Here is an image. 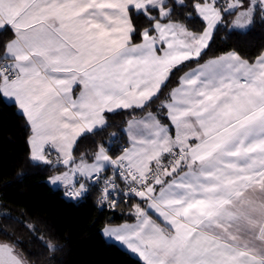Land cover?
Masks as SVG:
<instances>
[{
  "label": "crops",
  "instance_id": "0c3cea01",
  "mask_svg": "<svg viewBox=\"0 0 264 264\" xmlns=\"http://www.w3.org/2000/svg\"><path fill=\"white\" fill-rule=\"evenodd\" d=\"M167 1L0 0V30L15 33L6 49L14 76L4 78L1 92L29 119L35 162L72 158L77 165L76 141L104 126L106 112L146 104L170 69L207 47L220 21L208 2L197 5L207 22L203 33L158 21L155 34L146 30L132 43L130 11L158 8L166 17ZM164 107L169 123L146 113L162 127L153 144L147 138L155 145L147 157L128 155L140 140L129 135L132 118L125 128L130 144L117 159L145 173L170 151L184 156L148 186L136 218L105 226L104 237L144 264L258 261L264 254L253 251L264 248V53L248 62L227 52L186 70ZM89 173L49 182L67 186ZM110 227L118 229V240L107 237Z\"/></svg>",
  "mask_w": 264,
  "mask_h": 264
},
{
  "label": "trees",
  "instance_id": "16d2710c",
  "mask_svg": "<svg viewBox=\"0 0 264 264\" xmlns=\"http://www.w3.org/2000/svg\"><path fill=\"white\" fill-rule=\"evenodd\" d=\"M228 1L168 0L164 5L170 9L166 17H161L158 8L130 11L134 44L143 39L146 30L155 34L158 21L180 23L193 33L204 32L207 22L198 13V4L214 3L220 21L207 47L198 56L170 69L167 81L154 98L139 107L106 112L104 126L81 136L73 148L75 161H93L100 148L118 157L130 144L125 128L132 118L152 111L161 122L169 123L164 103L186 70L227 52H234L248 62L264 53V7L258 0L254 6L243 0L244 6L228 10ZM14 36L10 27L0 30V241L14 247L26 264H144L119 244L107 240L102 229L134 220L137 216L134 206L144 205L146 198L137 195L120 199L115 206L101 205L95 184L90 186L85 200L77 204L64 196L66 186L56 187L49 182V178L67 167L33 160L29 119L17 104L6 101L1 92L6 76L1 67L3 63L9 65L6 49ZM9 69L12 70L10 65ZM110 169L109 163L103 170L104 177L110 174Z\"/></svg>",
  "mask_w": 264,
  "mask_h": 264
},
{
  "label": "built area",
  "instance_id": "2783aa9c",
  "mask_svg": "<svg viewBox=\"0 0 264 264\" xmlns=\"http://www.w3.org/2000/svg\"><path fill=\"white\" fill-rule=\"evenodd\" d=\"M1 69L8 76H14L7 63H3ZM183 155L184 150L171 151L164 159L155 163L146 175L129 170L122 163L112 161L109 175L104 177L103 172H98L91 177L87 176L82 182L84 184L78 181V183L66 187L64 196L77 204L82 203L90 190V186L97 184L99 203L105 206H115L119 199L146 194L147 187L154 184L162 173L174 162L181 159Z\"/></svg>",
  "mask_w": 264,
  "mask_h": 264
},
{
  "label": "rangeland",
  "instance_id": "374dc122",
  "mask_svg": "<svg viewBox=\"0 0 264 264\" xmlns=\"http://www.w3.org/2000/svg\"><path fill=\"white\" fill-rule=\"evenodd\" d=\"M243 2V0H229L228 2H227V6H226V8L228 9V10H233V9H235L236 7H242V6H244V4L242 3ZM245 5H247V4H245ZM248 8V7H247ZM244 9H245V7H244ZM243 9V10H244ZM243 18V17H242ZM180 24V23H179ZM182 25V24H181ZM211 25H212V23H211ZM183 26V25H182ZM205 31V30H204ZM190 32V31H189ZM190 33H192V34H198V33H193V32H190ZM203 33V32H202ZM199 34H201V33H199ZM232 64V63H231ZM231 65H229V67H230ZM11 76H8V74L6 73V76H5V78H10ZM164 114H166L167 116H168V113H167V111H166V113H164ZM154 114H152L151 113V115L150 114H146V115H144L142 118H137L132 124H131V127L129 128V135H130V137L131 138H133V136H135V133L139 136V142L135 145V146H133L132 148H131V150L130 151H128V155H129V157L132 159V158H135V159H137L136 161H142V160H144L143 158H146L147 156H144V154H145V152H147V150H148V147L150 146V149H152V148H155V145H153L152 146V144H153V141H154V139L155 138H153V135H154V133L156 134V133H158L159 132V128H162L161 127V123L158 121V120H155L154 119ZM156 117V116H155ZM157 119V118H156ZM146 136V137H145ZM147 138L152 142V144L150 143V141L149 140H147ZM141 139L142 140H144V141H141ZM134 140V139H133ZM156 142H157V140H156ZM49 146V145H48ZM104 148H100V149H98L97 151H96V154H95V157H94V160L93 161H87V160H79L77 163V165H76V162H74L72 165H70V166H72L71 167V169L69 170V171H67V168L69 167H67L64 171H62V172H58V173H55L54 174V176H53V178H55L56 180L57 179H59V178H63V177H67V180L69 179V177L71 176V175H75V176H77L78 174H87V173H89V172H91V173H89L88 174V176L89 177H91L92 175H94V173H98V172H103V170L104 169H101V170H99V171H95L97 168H103V167H105V166H107V164L108 163H111L112 161H115V162H118V163H122L123 165H125V167H127L129 170H133L131 167H129L127 164H125V163H123V162H120V160L122 159L121 157H119V159H117V157H113V156H111L110 155V157L108 156V152H107V150L106 149H104L106 152H104V150H103ZM184 156V155H183ZM183 156H182V158H183ZM180 160V159H179ZM177 162V161H176ZM176 162H174L172 165H174ZM60 164H62V163H60ZM60 164H58V165H60ZM55 165V164H54ZM109 165V164H108ZM172 165L170 166V167H172ZM169 167V168H170ZM151 170V169H150ZM149 170V171H150ZM93 171H95V172H93ZM134 172H137V173H139V174H143V175H146L148 172H145V173H140V172H138V171H136V170H133ZM53 178H52V180H53ZM85 180H81V183L82 182H84ZM68 181H66L65 180V183H63V185L62 186H65V184L67 183ZM52 183H54L53 181H52ZM75 183H78V180L77 181H73V182H70L66 187H68V186H71V185H73V184H75ZM82 184H84V183H82ZM147 189H148V187H147ZM145 195V194H144ZM120 200V199H119ZM119 202V201H118ZM117 202V203H118ZM141 206H143L142 204H136L134 207H135V209L137 208V209H139V208H141ZM136 211V210H135ZM107 229H109V235L108 234H106L107 235V237L108 238H113V239H115V240H118V229L117 230H114V228L112 227H110V228H107ZM108 233V232H107ZM110 236V237H109ZM113 241V240H112ZM116 243V242H115ZM118 244V243H117Z\"/></svg>",
  "mask_w": 264,
  "mask_h": 264
},
{
  "label": "water",
  "instance_id": "95a60500",
  "mask_svg": "<svg viewBox=\"0 0 264 264\" xmlns=\"http://www.w3.org/2000/svg\"><path fill=\"white\" fill-rule=\"evenodd\" d=\"M253 0L250 2L251 6H254ZM248 11V9L244 10ZM73 159L67 158L62 162V165L68 167L72 164ZM0 264H26L22 258L15 252L14 247H12L9 243L0 241Z\"/></svg>",
  "mask_w": 264,
  "mask_h": 264
},
{
  "label": "snow or ice",
  "instance_id": "6c2138e0",
  "mask_svg": "<svg viewBox=\"0 0 264 264\" xmlns=\"http://www.w3.org/2000/svg\"><path fill=\"white\" fill-rule=\"evenodd\" d=\"M210 72H214V69H210ZM253 251H255L257 254H260L262 252H264V248L261 249H254ZM252 264H264V254H260L259 255V260L258 261H253Z\"/></svg>",
  "mask_w": 264,
  "mask_h": 264
}]
</instances>
